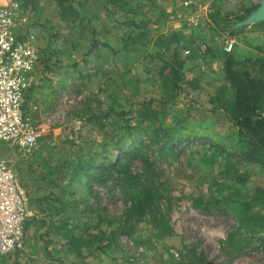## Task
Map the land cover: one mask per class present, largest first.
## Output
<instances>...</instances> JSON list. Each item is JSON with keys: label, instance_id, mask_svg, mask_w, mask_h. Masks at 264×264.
I'll return each mask as SVG.
<instances>
[{"label": "rangeland", "instance_id": "obj_1", "mask_svg": "<svg viewBox=\"0 0 264 264\" xmlns=\"http://www.w3.org/2000/svg\"><path fill=\"white\" fill-rule=\"evenodd\" d=\"M13 1L15 32L31 39L40 72L23 113L42 134L31 157L3 151L27 216L0 264H264V209L255 200L264 170L243 160L222 108L183 105V56L158 38L159 24L197 17L232 44L226 56L264 58V23L233 27L260 0ZM156 128L161 140L149 142ZM136 149L150 167L134 160L104 185L76 183L83 167L122 164ZM138 182L155 199L124 235Z\"/></svg>", "mask_w": 264, "mask_h": 264}, {"label": "built area", "instance_id": "obj_2", "mask_svg": "<svg viewBox=\"0 0 264 264\" xmlns=\"http://www.w3.org/2000/svg\"><path fill=\"white\" fill-rule=\"evenodd\" d=\"M13 0H0V253L20 242L27 216L26 202L16 182V172L3 159L5 148L24 157L37 151L41 132L23 113L24 92L30 86L37 57L26 35L15 32L18 16ZM232 44H228L229 51ZM264 116V115H263Z\"/></svg>", "mask_w": 264, "mask_h": 264}, {"label": "trees", "instance_id": "obj_3", "mask_svg": "<svg viewBox=\"0 0 264 264\" xmlns=\"http://www.w3.org/2000/svg\"><path fill=\"white\" fill-rule=\"evenodd\" d=\"M177 71L178 69L176 68L172 70L175 92L179 91V74ZM223 73L224 79L229 85L232 98L230 101L224 103L222 109L230 121L234 123L238 142L245 145L241 157L246 163L256 164L264 170V116L262 115L264 113V58H247L237 61L233 56L227 55L223 62ZM174 96L175 93L168 98L171 99ZM158 130L159 128L152 130L153 138L149 135L147 139L149 142H160L161 139L156 135ZM138 149L134 150L129 160L122 164L111 163L110 165L100 164L96 167L92 165L83 167L81 169L83 178L76 179V183H81V180L82 182L92 180L96 181L99 185H104L107 179H111L110 175L113 171L122 168L124 169L123 171L129 172L128 169L134 160L138 161L140 165H144L145 170V164L147 167H150V163L146 160L145 152L143 153ZM84 168H87V170L85 171ZM92 168L93 172H90L89 170ZM88 185L86 183L85 187L89 192L90 186ZM132 186L140 189L137 194V201L126 210L127 212L123 217L122 221L132 224L124 232V235H128L132 231L133 226L140 221L142 215L146 214L145 210L151 206L152 201L155 199V193L152 192L150 187L139 182L132 183ZM262 193L263 190L258 189L256 191L258 196L255 197V200L260 202V206L264 209V195L261 196ZM96 217L99 218V216ZM59 231L60 229L57 230V232ZM260 241L263 242L262 239ZM67 244H70V241Z\"/></svg>", "mask_w": 264, "mask_h": 264}, {"label": "crops", "instance_id": "obj_4", "mask_svg": "<svg viewBox=\"0 0 264 264\" xmlns=\"http://www.w3.org/2000/svg\"><path fill=\"white\" fill-rule=\"evenodd\" d=\"M158 28L161 30L158 38L165 43L172 40L177 46V54L183 56L180 63L179 100L187 107L195 101L198 107L215 108L224 114L221 110L223 103L232 98L223 73L226 48L231 43L224 36L216 34L208 21L204 25L197 17L190 24L173 17L170 22L159 24ZM38 71L35 68L30 83V88L34 90L40 86ZM215 100L220 101V105Z\"/></svg>", "mask_w": 264, "mask_h": 264}, {"label": "water", "instance_id": "obj_5", "mask_svg": "<svg viewBox=\"0 0 264 264\" xmlns=\"http://www.w3.org/2000/svg\"><path fill=\"white\" fill-rule=\"evenodd\" d=\"M264 23V0H260L259 5L244 20L236 23L235 29Z\"/></svg>", "mask_w": 264, "mask_h": 264}]
</instances>
